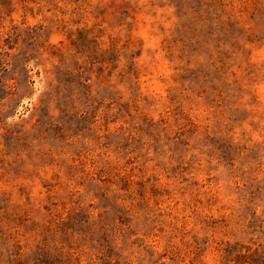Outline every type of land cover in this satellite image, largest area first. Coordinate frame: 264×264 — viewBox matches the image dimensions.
Wrapping results in <instances>:
<instances>
[{"label": "rangeland", "instance_id": "obj_1", "mask_svg": "<svg viewBox=\"0 0 264 264\" xmlns=\"http://www.w3.org/2000/svg\"><path fill=\"white\" fill-rule=\"evenodd\" d=\"M0 264H264V0H0Z\"/></svg>", "mask_w": 264, "mask_h": 264}]
</instances>
